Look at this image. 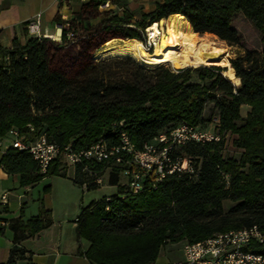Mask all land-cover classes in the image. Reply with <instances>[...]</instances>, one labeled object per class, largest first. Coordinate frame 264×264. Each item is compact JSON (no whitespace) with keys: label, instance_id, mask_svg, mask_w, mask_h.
Here are the masks:
<instances>
[{"label":"trees","instance_id":"trees-1","mask_svg":"<svg viewBox=\"0 0 264 264\" xmlns=\"http://www.w3.org/2000/svg\"><path fill=\"white\" fill-rule=\"evenodd\" d=\"M104 2L90 0L67 20L56 16L65 25L58 40L26 35L23 42L14 37L9 48L0 45V137L12 127L24 131L31 125L35 132L44 129L50 142L78 151L100 139L118 144L122 130L141 149L178 125L204 130L215 120L219 138L182 144L177 150L199 163L196 175H168L156 189L145 185L131 193L118 185L114 166L107 183L117 191L109 200H91L76 217L77 238L89 242L77 253L96 264H149L166 242H196L252 225L264 229V0H162L141 20L100 8ZM172 14L182 15L199 35L232 46H240L235 17L251 23L260 48L228 61L238 85L219 65L177 70L159 65L149 71L130 58L95 60V52L111 39L142 41L147 26ZM207 102L216 114L205 118ZM243 105L249 107L244 116ZM226 133L235 135L236 156L225 149ZM60 163L54 160L42 174L25 151L9 148L0 156V167L18 174L20 186L66 177ZM104 164L88 163V168L100 170ZM69 178L78 186L87 178L81 164ZM93 188L90 183L86 190ZM225 200L233 203L227 211ZM47 214L41 208L26 222L15 219L14 242L49 226ZM249 250L264 256V243L252 242ZM25 252L13 246L7 264L28 260Z\"/></svg>","mask_w":264,"mask_h":264},{"label":"built area","instance_id":"built-area-1","mask_svg":"<svg viewBox=\"0 0 264 264\" xmlns=\"http://www.w3.org/2000/svg\"><path fill=\"white\" fill-rule=\"evenodd\" d=\"M109 1L105 0L99 7L109 8ZM158 22L156 21L157 24ZM147 28L148 26L143 32L142 44L149 51L154 47V37ZM162 30L163 25L160 23L157 32ZM25 31L29 36L46 37L40 29L39 14L26 23ZM118 135V144L108 145L100 139L86 148L73 151L70 145L61 147L50 142L44 129L35 132L31 125L24 131L12 127L0 137V153L9 148L25 151L36 162L42 174L47 172L54 160L62 161V156L66 159L64 162L66 173L71 167L70 176H73L75 166L81 164L82 172L87 177L80 184L82 190H86L90 183L95 187L106 184L107 180L104 179L106 169L111 171L117 166L121 178L118 185L131 193H139L145 185L156 189L162 180L171 174L196 175L199 163L194 157L177 149L188 140L205 142L219 138L208 129L181 124L167 133H160L141 149H136L124 131L120 130ZM101 162L105 164L100 170L88 168V163L95 165ZM121 197L124 198L125 194L123 193ZM109 199L110 197L106 196V200ZM252 242L264 243V229L257 225L218 232L203 240L183 242L184 258L174 264H264L262 254L249 250Z\"/></svg>","mask_w":264,"mask_h":264},{"label":"crops","instance_id":"crops-1","mask_svg":"<svg viewBox=\"0 0 264 264\" xmlns=\"http://www.w3.org/2000/svg\"><path fill=\"white\" fill-rule=\"evenodd\" d=\"M89 1L0 0V45L9 48L14 37L23 42L27 35L26 23L37 14L40 16L41 32L46 37L58 40L65 25L56 22L55 17L59 16L61 20L70 19ZM161 1L124 0L131 7L148 2H153L154 7ZM108 5L121 14L123 10L121 1L118 5L110 0ZM63 179L68 194L60 197L55 203L49 190L48 192L37 191L34 194V190L41 180L27 186H20L18 174H8L0 167V264H7L11 249L15 245L26 250L25 256L28 259H16V264L25 262L31 264H96L77 253L78 246L85 250L88 248L89 242L83 238H77L75 219L81 208L91 200L87 204H81L78 208L74 192L81 187L67 176ZM119 180H121L120 177ZM71 192H73V196ZM41 208L48 211L47 215L51 219V224L34 235L14 242L13 231L10 228L14 220L19 218L20 221L26 222L30 217L37 215ZM169 246L179 247L175 250H167ZM182 246L183 242L163 245L155 261L149 264H174L183 260Z\"/></svg>","mask_w":264,"mask_h":264},{"label":"rangeland","instance_id":"rangeland-1","mask_svg":"<svg viewBox=\"0 0 264 264\" xmlns=\"http://www.w3.org/2000/svg\"><path fill=\"white\" fill-rule=\"evenodd\" d=\"M120 1L122 2L121 6L123 7L121 14L123 12H127L128 14L132 15L133 20H141L142 15L144 13H147L154 8L153 2H148L145 4L131 7V6H128L124 2V0H115V2L118 5ZM232 27L237 31V33L240 36V46L228 45L226 42L221 41L214 35H209V34L199 35L197 33L199 38L206 39L209 42H212V44L209 43V45L211 44V45H215V46H219L223 48L222 54L218 56V59L221 62L219 66L223 69L222 71L223 75H225L224 73L225 71H228V69L231 68L228 62L230 59H234L237 56L243 55L245 49H259L260 48V35L258 31L251 25V23L248 22V20H246L245 18L241 16H237L232 21ZM114 39H116L115 42L117 45L122 44L120 38H114ZM151 50L153 49H150L149 51ZM113 57L114 58H130L132 61H134L136 65L144 67V69H147L149 71H153L154 69H156L157 66H159V65H154V64L139 63V62H136L131 57L110 56L106 52H103V49L101 47H99V49L94 54V58L96 61L107 60ZM160 65L167 67L171 70H177V69H173L171 66L167 64H160ZM193 77L194 79L196 78L195 75ZM248 109H249L248 106L243 105L240 109L241 115L244 116ZM215 114H216V109L214 108V104L212 102H207L203 116L207 118L208 116L212 117ZM215 124H216V121L213 120L211 124L207 125V129L210 133L216 134ZM234 138H235V135L232 133L225 134V149L228 154L236 156L238 155L239 151L238 149H236V147L233 144ZM61 160L62 161L59 165V170L66 173L67 168L65 166L66 163H64L66 159L65 157L62 156ZM109 172H110L109 169H106V173L104 175L105 180H107L109 176ZM70 174H71V167L68 169V173H66V176L70 177ZM64 181L65 180L63 179L62 176H55V175L47 176L40 181L37 188L34 190L35 191L34 194H36L37 191L39 192L43 191V187L46 185H49V193L51 194V198L55 201V203H57L60 197H63L68 194V190L65 187ZM116 191H117L116 185L104 184V185L97 186L89 190H81L79 188L78 190L74 192V195H75V199H76V202L78 203V208H79L81 204H87L92 199H99V198L104 197L107 194L115 193ZM71 195L73 196V192H71ZM232 205L233 203L231 201L225 200L224 201L225 211H227ZM173 244L174 243L166 242L164 245H173ZM179 246H169L167 247V250H175Z\"/></svg>","mask_w":264,"mask_h":264},{"label":"bare ground","instance_id":"bare-ground-1","mask_svg":"<svg viewBox=\"0 0 264 264\" xmlns=\"http://www.w3.org/2000/svg\"><path fill=\"white\" fill-rule=\"evenodd\" d=\"M158 24L154 22L147 28L154 37L153 50H146L138 39L125 38L121 39V45H117L115 40L106 42L102 46L103 52L110 56L131 57L139 63L167 64L173 69L221 64L218 56L223 48L199 38L182 15L172 14L162 19L163 30L159 32ZM224 73L231 82L238 84L239 79L231 71Z\"/></svg>","mask_w":264,"mask_h":264},{"label":"water","instance_id":"water-1","mask_svg":"<svg viewBox=\"0 0 264 264\" xmlns=\"http://www.w3.org/2000/svg\"><path fill=\"white\" fill-rule=\"evenodd\" d=\"M162 19H163V18H162ZM162 19L159 20L160 23H161ZM238 79H239V78H238ZM232 83H233V82H232ZM233 84H234V83H233ZM238 84H239V82H238ZM238 84H235V85H238Z\"/></svg>","mask_w":264,"mask_h":264}]
</instances>
